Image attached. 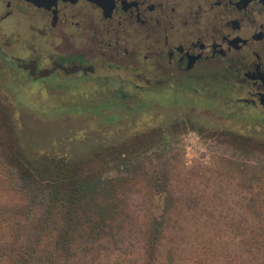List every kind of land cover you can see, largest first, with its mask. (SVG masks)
Returning a JSON list of instances; mask_svg holds the SVG:
<instances>
[{
    "label": "flooded vegetation",
    "instance_id": "flooded-vegetation-1",
    "mask_svg": "<svg viewBox=\"0 0 264 264\" xmlns=\"http://www.w3.org/2000/svg\"><path fill=\"white\" fill-rule=\"evenodd\" d=\"M3 73L86 120L139 121L158 136L228 121L253 136L264 125V0H0Z\"/></svg>",
    "mask_w": 264,
    "mask_h": 264
},
{
    "label": "rangeland",
    "instance_id": "rangeland-1",
    "mask_svg": "<svg viewBox=\"0 0 264 264\" xmlns=\"http://www.w3.org/2000/svg\"><path fill=\"white\" fill-rule=\"evenodd\" d=\"M9 81L10 73L0 76V153L8 156L19 149L33 165L34 158L40 161L43 156L49 157L47 162L54 157L66 162L75 159L79 167L74 171L76 179L82 174L106 188L97 190L95 197L84 194L86 200L97 197L131 202L140 217L148 213L239 217L244 212L240 207L243 201H264V131L259 127L264 125L260 117L254 121L259 129L253 136L239 134L241 127L228 121L221 122L224 126L219 130L212 127L209 135H175L169 129L158 136L153 126L151 132L141 130L139 121L124 125L74 116L70 112L77 106L44 104L31 97L36 87L15 89ZM131 127L137 129L128 131ZM123 133L126 135L121 136ZM5 163L8 161L0 159V169L7 168ZM47 170L38 169L35 180L50 176ZM16 175L8 172L1 176L13 189L0 188V211L15 209L6 201L20 198L27 203L23 208L18 205L21 214L41 212L45 190L31 189ZM156 183L161 187L153 191L151 186ZM162 199L168 203L163 204ZM246 210L248 214L256 211Z\"/></svg>",
    "mask_w": 264,
    "mask_h": 264
},
{
    "label": "trees",
    "instance_id": "trees-1",
    "mask_svg": "<svg viewBox=\"0 0 264 264\" xmlns=\"http://www.w3.org/2000/svg\"><path fill=\"white\" fill-rule=\"evenodd\" d=\"M28 158L19 149L8 156L0 153L8 161L0 169V188L13 189L1 177L4 173L21 175L31 189L45 190L44 209L21 214L18 205L23 208L26 202L6 201L15 209L0 211V264H264V201H243L244 212L256 211L239 217H140L131 202L94 198L106 188L92 177L80 174L76 179L75 159L47 162L49 157L43 156L40 161L32 158L33 165ZM44 167L50 176L36 181L34 174ZM155 185L153 191L160 189ZM84 194L94 197L86 200Z\"/></svg>",
    "mask_w": 264,
    "mask_h": 264
},
{
    "label": "water",
    "instance_id": "water-1",
    "mask_svg": "<svg viewBox=\"0 0 264 264\" xmlns=\"http://www.w3.org/2000/svg\"><path fill=\"white\" fill-rule=\"evenodd\" d=\"M34 4L35 6H43L46 7L48 5H53L56 1H69V2H74L76 0H27ZM91 3H94L96 5H101L105 3H110L111 0H85ZM262 103V101H260Z\"/></svg>",
    "mask_w": 264,
    "mask_h": 264
}]
</instances>
